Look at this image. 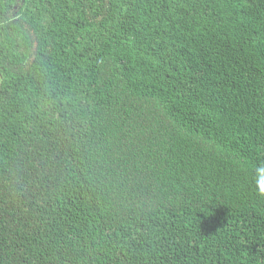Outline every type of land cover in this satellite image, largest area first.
<instances>
[{
  "label": "trees",
  "instance_id": "1",
  "mask_svg": "<svg viewBox=\"0 0 264 264\" xmlns=\"http://www.w3.org/2000/svg\"><path fill=\"white\" fill-rule=\"evenodd\" d=\"M264 0H0V264H264Z\"/></svg>",
  "mask_w": 264,
  "mask_h": 264
},
{
  "label": "clouds",
  "instance_id": "2",
  "mask_svg": "<svg viewBox=\"0 0 264 264\" xmlns=\"http://www.w3.org/2000/svg\"><path fill=\"white\" fill-rule=\"evenodd\" d=\"M253 180L258 192L264 195V162L255 167Z\"/></svg>",
  "mask_w": 264,
  "mask_h": 264
}]
</instances>
